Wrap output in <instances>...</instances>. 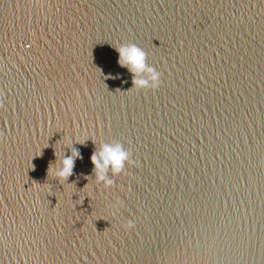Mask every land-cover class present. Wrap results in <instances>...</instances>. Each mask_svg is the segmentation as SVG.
Returning <instances> with one entry per match:
<instances>
[{
    "label": "water",
    "instance_id": "water-1",
    "mask_svg": "<svg viewBox=\"0 0 264 264\" xmlns=\"http://www.w3.org/2000/svg\"><path fill=\"white\" fill-rule=\"evenodd\" d=\"M0 264H264V0H0Z\"/></svg>",
    "mask_w": 264,
    "mask_h": 264
},
{
    "label": "clouds",
    "instance_id": "clouds-1",
    "mask_svg": "<svg viewBox=\"0 0 264 264\" xmlns=\"http://www.w3.org/2000/svg\"><path fill=\"white\" fill-rule=\"evenodd\" d=\"M118 53V65L126 69L132 76V90L155 92L161 84V73L147 64V54L135 44H123L115 47ZM72 140L67 138L65 146L71 145ZM78 143V142H77ZM83 144V143H81ZM131 153L126 151L120 143H101L98 151H94L90 157L95 174V185H103L104 189H111L115 182L109 178V172L112 177L120 176L126 165L131 167L136 164L131 159ZM82 159L80 153L75 148L71 149V155L63 154L57 158L56 163L48 168V175L51 173L56 180L67 182L73 175L75 161ZM89 185H86L87 188ZM117 205L122 206V202L117 200ZM136 228L132 220H128L124 225L126 232L134 231Z\"/></svg>",
    "mask_w": 264,
    "mask_h": 264
}]
</instances>
